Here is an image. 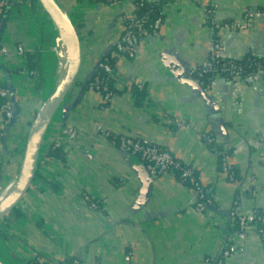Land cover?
<instances>
[{"label":"crops","instance_id":"0c3cea01","mask_svg":"<svg viewBox=\"0 0 264 264\" xmlns=\"http://www.w3.org/2000/svg\"><path fill=\"white\" fill-rule=\"evenodd\" d=\"M3 1L15 7L4 18L0 42L8 50V56L0 57V85L11 90L15 109L9 127H4L0 116L1 186L9 187L15 183L12 177L17 178L30 126L42 103L64 80L58 82L57 69L70 65L71 55L62 35L56 61L59 32L40 3L34 2L28 10L26 0ZM56 1L74 24H81L83 65L66 99V124L58 114L40 139L50 149L61 128L72 124L79 127L80 136L65 142L66 164L43 160L40 186L33 185L20 203L21 217L13 215L7 221L13 226L6 223L9 242L17 251L30 246L28 251L36 256L54 261L76 258L80 264L212 262L236 232L230 215L236 203L244 214L264 215V77L253 85L218 77L205 94L191 70L209 59L213 47L208 6H219L217 24L241 22L244 13L264 7V0H147L162 5L164 24L157 38L141 44L133 61L114 51L131 5L122 10L85 0ZM220 42L225 58L264 59V14L247 30L222 29ZM18 46L29 58L38 57L40 68L32 69L36 77L18 72ZM109 53L117 57L118 87L145 86L151 104L138 107L130 91L115 94L108 106L102 95L88 89L81 96L82 84ZM177 121L183 126L178 127ZM99 127L119 138L128 136L170 151L198 172L213 206L197 212L199 193L167 173L152 177L150 195L139 207L143 184L132 160L119 149V140L106 139ZM212 143L233 149L229 163L238 172L237 182L228 183L229 176L220 172ZM85 193L103 211L84 202ZM27 212L29 220L23 218ZM52 235L58 245L52 244ZM243 246L242 253L226 264H264V241L258 233L249 235Z\"/></svg>","mask_w":264,"mask_h":264},{"label":"built area","instance_id":"2783aa9c","mask_svg":"<svg viewBox=\"0 0 264 264\" xmlns=\"http://www.w3.org/2000/svg\"><path fill=\"white\" fill-rule=\"evenodd\" d=\"M33 1L37 2V4L39 3L38 0H26L25 7H27L28 10L32 9L31 5L33 4ZM95 1L96 0H85L84 2L87 4L93 2L92 4H94L96 3ZM106 2L108 3L107 7L110 8H118L123 10L128 5H131L133 8L132 12L127 13L123 16V32L115 45V53L117 54V56H123L133 61L137 58V51L139 47L144 41H146L147 38H157L159 36V33L164 24V20L162 18H157L149 26L148 30L147 27H145V24H147L148 22V18L140 17L138 15L139 9L143 6L142 4L139 5L135 0H106ZM4 5H6V3L3 0H0V12ZM218 10L219 6L216 4L208 6L207 13L209 23L217 24L215 17ZM15 15L16 14L13 13L11 18H14ZM261 15L262 13L259 10H249L248 12L243 14L241 22L236 21L230 24H226L222 29H226L232 32L247 30L251 27L253 20L255 18H260ZM141 34L142 37H140ZM5 56H8L7 48L0 47V57ZM17 57L20 62L18 72L21 75L36 77L37 73H35L33 70L31 71L28 69L29 57L22 46H18ZM99 70L110 74V76L113 75L111 67L105 62V60L100 64ZM207 75L213 76V79H206L205 77ZM191 76L198 81V83L204 88L205 91H209L211 89L214 80L218 77L240 84L253 85L260 82L264 77V66L258 68V70L254 72H248L243 65L241 66L239 65V63H237L236 59H228L223 56L221 42L218 40L213 42V47L211 49L209 59L201 65H195L191 70ZM101 84L102 82L95 76L94 80L88 85V90L92 93L101 91L103 93V99L107 103L111 101L114 95L108 91L106 85H103L102 87ZM139 87L141 88L142 86L139 85ZM0 116H2L3 118L4 127H9L15 117L12 92L4 85H0ZM176 124L178 127L183 126L178 121L176 122ZM98 131L102 132L101 134L103 135V137L109 140H112L114 136H117L113 133L105 132L102 127H99ZM79 136L80 129L77 125L72 124L65 126L60 130L58 138L52 148H64L66 141L72 142L79 140ZM118 146L123 153H127L144 162L150 176L153 178L163 176L167 173L179 172L180 178L183 181H188L192 184L196 183L197 181L200 182V178L195 174L196 171L191 167L185 166L167 149L159 147L153 143L130 138L128 136H121L119 138ZM43 160L45 161V158L41 160V165L33 181L34 186H40L37 185V183L39 181L41 182V178H43ZM222 167L223 173L226 176H229V178L233 179L234 174L231 172L232 166L229 163V157H225L223 159ZM82 199L84 202L88 203L92 209L98 210L100 203H98L97 200L92 198L89 194L85 193ZM212 206L213 197L208 192L202 190L199 193L198 201L196 204V211L199 213H203ZM230 215L235 220V223H237L238 229L233 234V238L230 240V242L226 244L223 253L219 257L213 259L212 262L211 259L206 260L205 264H226L228 260L240 255L244 250L243 244L252 233H258L261 239L264 241V230H257V213L254 212L244 214L239 211L238 203H236ZM35 221L38 222L39 220L36 219ZM259 221L261 226L264 228V216L261 217ZM19 224L22 225L21 220H19ZM10 225L13 226L12 222L11 224L9 223L8 226L10 227ZM2 227L4 229L7 228L6 222H2ZM24 251L25 253H28L26 249ZM37 257L38 256H35L34 258ZM39 261L43 264H49L52 260L43 259V261H41L39 259ZM61 263L66 264L65 260L61 261ZM75 264H78V262L76 261Z\"/></svg>","mask_w":264,"mask_h":264},{"label":"water","instance_id":"95a60500","mask_svg":"<svg viewBox=\"0 0 264 264\" xmlns=\"http://www.w3.org/2000/svg\"><path fill=\"white\" fill-rule=\"evenodd\" d=\"M38 1L46 14L54 23L61 36L65 35L68 38V42L70 44L72 52L71 69L61 85L53 92L48 100L42 103L41 109L37 113L34 121L30 126L24 153L22 156L21 166L19 168L17 178L15 179L16 185L7 203L5 204V206H3V208L0 209V222L11 215L19 207L23 199L29 194V191H31L34 178L41 165V160L45 158V155L49 150L45 148L44 139H40V136L43 135L48 126L53 122L54 118L60 113L61 116H63L62 121L64 125L66 124V99L71 94L74 86L77 84L83 65L82 41L77 27L72 19L67 13L64 12V10L60 7L56 0ZM59 39L57 38V42L59 41ZM105 57L106 56L104 55L100 59L93 73H91L87 77L86 81L82 84L83 86L81 96L87 91L88 85L94 80L96 74L99 71V66L104 61ZM200 91L206 94L204 88L201 85ZM76 101L77 102H75L74 105H76L79 100L77 99ZM124 154L132 160V166L143 184V197L141 196L139 198L138 206L144 207L145 200L143 198L144 196L150 195L152 177L150 176L144 162L127 153ZM2 181L3 177L2 175H0V193H2V191L4 190V188H2L1 186ZM0 264L2 263L0 262Z\"/></svg>","mask_w":264,"mask_h":264},{"label":"trees","instance_id":"16d2710c","mask_svg":"<svg viewBox=\"0 0 264 264\" xmlns=\"http://www.w3.org/2000/svg\"><path fill=\"white\" fill-rule=\"evenodd\" d=\"M135 1L139 5L140 4L143 5L139 9L138 15L140 17H147L148 18V22H147V24H145V27H147L148 30H149V26L157 18H162L164 20L165 16L162 15L163 11H162V5L160 3H148L147 0L146 1H144V0H135ZM34 2L35 1H33V4H34ZM95 2L96 3H94V4H97V5L100 4V5L106 6L108 4L106 2V0H96ZM14 8L15 7L13 5H7V3L2 8L3 12L0 13V21H1L0 42H1V39H2L3 29L5 28V23H6V20L4 18L6 16V19H7L10 16V12ZM259 11H261V13L264 14V7H261V9ZM232 22L233 21H231V20H229V21L227 20V21H223L220 24L209 23V28H210L211 33L213 34L214 41H218V40L220 41V32H221L222 28L226 24H230ZM75 25L77 27V30H78L79 34H80L81 33V29H80L81 24H76L75 23ZM140 37H142V34L140 35ZM104 60L111 67L113 75L110 76V74H108V73H106V72H104L102 70L98 71V73L96 74V77L102 82V84H101L102 87H103V85H106L107 88H108V91L110 93H112L113 95H115V94L121 95L123 93H126L127 91H130L132 96L135 99L136 105L138 107H140V108H143L144 106H146V104H151V103H149V100H148V97H147L148 94H147V90H146L145 86L140 88L136 84H133V85H131V88L129 87V89H128V87H125L123 85H122V87H118L117 81H116L117 74H118L117 73V69H116V64H117V57L116 56H114L112 53H109L104 58ZM237 63H239V65H241V66L243 65L248 72H254V71L258 70V68L264 66V59H258V58H255V57H248V58H246V60H244L242 62L237 60ZM28 67H29L30 70L40 68L37 56H33L32 58H29ZM205 78L206 79H213V76L207 75ZM42 83H43V80H42L41 84L39 85L38 89L42 88ZM96 93H98V94L103 96V93L101 91H96ZM109 103H110V101L107 102L104 106H108ZM112 140L116 141V143H117L118 140H119V137L118 136H114ZM212 142H214V140ZM211 147L214 150V152H216L217 155H218L219 170H220V172H222L223 171V167H222L223 159L225 157L233 156L234 151L231 148L230 149L226 148V146H224V144H220V143H216L215 145L212 143ZM45 158H47L49 160H59L62 163H65V164L67 163V153L64 151L63 148H58V149L50 148L48 150V152L46 153ZM231 172L234 174V177H233V179L228 178L227 182L233 184V183L237 182V180H239V177H238V172L236 171V169L233 166H232ZM174 174L176 175L178 181L180 183H182L184 186H187L188 188L196 191L197 193H200L203 190L201 182L197 181L196 183L192 184V183H190L188 181H183L180 178L179 172H176ZM195 174L199 177V174H198L197 171H196ZM52 186L54 187V185H52ZM246 194L250 197L249 193H246ZM98 211H103L102 208H101V204L98 207ZM12 215L16 216L17 218L21 217V214L19 212V207L12 213ZM256 216H257V222H256L257 230H259V231L264 230V228L261 226L260 221H259V219L261 217H263L264 215H262L261 213H258ZM237 229L238 228H237V223H236V230ZM76 261L78 262V264H80V261L78 259H76V258H72L70 260L69 259L65 260V263L66 264H75ZM28 264H43V263H41L39 261V258L37 257L34 260H30L28 262Z\"/></svg>","mask_w":264,"mask_h":264},{"label":"rangeland","instance_id":"374dc122","mask_svg":"<svg viewBox=\"0 0 264 264\" xmlns=\"http://www.w3.org/2000/svg\"><path fill=\"white\" fill-rule=\"evenodd\" d=\"M56 36H58V39H59V45H58V47H57V49H56V51H55V53H54V55H55V59H56V61H57V59H58V57H59V54H58V52H59V48H60V40H61V34H59L58 33V35L56 34ZM53 70V69H52ZM51 81H52V79H51ZM14 177H12V179L10 180L11 182L12 181H14L15 179H13ZM10 184V183H9ZM6 185H8V184H4L3 186H2V188H5V187H7ZM13 185V188H15L14 186H15V183H13L12 184ZM14 190V189H13ZM31 214H30V212H27L25 215H24V219H26V220H29L30 218H31V216H30ZM11 219H13V215L11 214V215H9L8 217H7V219H5L6 220V223L8 224L9 222H7L8 220L10 221ZM5 220H3V221H5ZM3 221H1L0 222V260L1 261H3V262H9L8 264H28V262L30 261V260H34L35 258V256H36V252H34V253H32V252H30V251H28V249H30V246H28V249H26L27 250V252L28 253H25V248H21L20 249V251L21 252H23L24 251V253H20V251L18 250H16L13 246H12V244H11V242H9V239H8V237H9V235H8V231L7 230H5L3 227H2V222ZM35 221V220H34ZM27 223V222H26ZM51 240L53 241L52 242V244L53 245H58L57 244V242H56V240L54 239V237H53V235H52V238H51ZM38 257H39V259L41 260V261H43V259L44 260H47V259H50V258H45V257H43V256H40V255H38ZM42 258V259H41ZM52 260V259H51ZM49 264H62L61 263V260L59 259V260H52L51 261V263H49Z\"/></svg>","mask_w":264,"mask_h":264},{"label":"bare ground","instance_id":"6f19581e","mask_svg":"<svg viewBox=\"0 0 264 264\" xmlns=\"http://www.w3.org/2000/svg\"><path fill=\"white\" fill-rule=\"evenodd\" d=\"M67 41H68V38H67V36H63ZM69 43V42H68ZM70 45V44H69ZM66 46V45H65ZM67 47V46H66ZM68 52H70V55H71V47H70V51H68ZM65 60H66V58H65ZM72 62V61H71ZM70 69H71V63H70V65H68V64H64V65H61V66H59L58 67V69H57V74H58V82H61L62 80H63V78L65 79V77L67 76V74L69 73V71H70ZM56 74V73H55ZM63 82V81H62ZM61 85V84H60ZM59 85V86H60ZM58 86V87H59ZM49 99V98H48ZM47 99V100H48ZM44 134V133H43ZM42 136V135H41ZM40 136V137H41ZM38 151V150H37ZM15 187V186H14ZM13 185H10L9 187H7V188H5L3 191H2V193H0V209L1 208H3V206H5V204L7 203V201H8V199L10 198V196H11V194H12V192H13ZM1 262V261H0ZM2 263V262H1ZM3 264V263H2Z\"/></svg>","mask_w":264,"mask_h":264}]
</instances>
